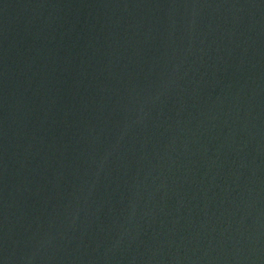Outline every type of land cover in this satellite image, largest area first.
Listing matches in <instances>:
<instances>
[{"label":"water","instance_id":"1","mask_svg":"<svg viewBox=\"0 0 264 264\" xmlns=\"http://www.w3.org/2000/svg\"><path fill=\"white\" fill-rule=\"evenodd\" d=\"M0 264H264V0H0Z\"/></svg>","mask_w":264,"mask_h":264}]
</instances>
